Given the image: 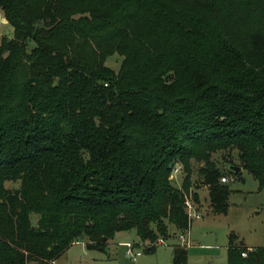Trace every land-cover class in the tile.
I'll return each mask as SVG.
<instances>
[{
  "label": "trees",
  "instance_id": "1",
  "mask_svg": "<svg viewBox=\"0 0 264 264\" xmlns=\"http://www.w3.org/2000/svg\"><path fill=\"white\" fill-rule=\"evenodd\" d=\"M0 12L13 29L0 42V264L188 232L192 161L226 215L217 152L236 150L264 187V0H0ZM229 240L227 264H264V247L243 256Z\"/></svg>",
  "mask_w": 264,
  "mask_h": 264
},
{
  "label": "rangeland",
  "instance_id": "2",
  "mask_svg": "<svg viewBox=\"0 0 264 264\" xmlns=\"http://www.w3.org/2000/svg\"><path fill=\"white\" fill-rule=\"evenodd\" d=\"M242 27L262 23L258 16L239 18ZM263 24V23H262ZM13 29L5 21L0 12V42L3 38H11ZM120 59L109 57L107 65L117 69ZM212 160L220 172L227 177L225 184L230 190L227 201V214H214L209 209L208 187L202 184L200 163L191 162L190 195L197 192L199 203L194 207L200 212L201 217L191 222L187 234V244L179 242L178 235L165 238L164 245H154L152 253L146 252L147 248L138 246L142 244L134 230L116 233L105 242L103 249L87 248L86 239H80L70 245L54 262V264H172L174 248H186V264H227V249L230 244L229 237H236L235 245L247 248L246 255L256 248L264 247V187L259 188L258 182L248 171L234 173L229 167L239 166L238 152L236 150L221 151L213 154ZM185 173L181 171L177 180L172 181L174 186H180ZM9 189H18L20 183L7 182ZM37 216L31 215V223L35 225ZM173 228L170 229V232ZM161 238V236H159ZM157 240L153 243H156ZM134 246L133 251L140 255L135 261L127 256L126 244ZM150 243V242H147ZM186 245V246H185ZM251 247V249H248ZM29 264H52L31 262Z\"/></svg>",
  "mask_w": 264,
  "mask_h": 264
},
{
  "label": "built area",
  "instance_id": "3",
  "mask_svg": "<svg viewBox=\"0 0 264 264\" xmlns=\"http://www.w3.org/2000/svg\"><path fill=\"white\" fill-rule=\"evenodd\" d=\"M181 171H182V166L180 164H178V163L175 164V166L172 169V180L176 181L177 180V175L179 173H181ZM227 182H228V179H227L226 176H222L220 178V183L226 184ZM177 187L179 189H181L179 185ZM184 206H185V210H186L188 219L191 222H192V220L199 219L201 217L200 212L194 207L195 203H194V200H193L191 195H188V196L185 197ZM185 233L187 234V232H185ZM185 233H181V234L178 235L179 242H181L182 244H187V242H188V238L185 237ZM157 244L158 245H164L165 244V240L163 238H158L157 242L154 243L153 245L151 243H142V244H139L138 246L139 247L143 246L145 248H150V247H152L154 245H157ZM134 246L135 245L130 244V243L126 244L127 256L133 261H135L137 259V257L140 255L139 251H136V252L133 251ZM135 247H137V246H135ZM243 256H245V254H243Z\"/></svg>",
  "mask_w": 264,
  "mask_h": 264
},
{
  "label": "water",
  "instance_id": "4",
  "mask_svg": "<svg viewBox=\"0 0 264 264\" xmlns=\"http://www.w3.org/2000/svg\"><path fill=\"white\" fill-rule=\"evenodd\" d=\"M229 169H230L232 172H234V173H239V172H241V168L238 167V166H230ZM103 240H104V242L106 241L105 238H104Z\"/></svg>",
  "mask_w": 264,
  "mask_h": 264
},
{
  "label": "crops",
  "instance_id": "5",
  "mask_svg": "<svg viewBox=\"0 0 264 264\" xmlns=\"http://www.w3.org/2000/svg\"><path fill=\"white\" fill-rule=\"evenodd\" d=\"M207 192H208V189H207ZM195 193H197V192H195ZM207 194H208V193H207ZM197 196H198V195H197ZM207 196H208V195H207ZM208 201H209V197H208ZM194 203H195V205L199 203V197H198V200L195 201ZM209 209H211L210 204H209ZM71 245H72V244H71ZM248 249H251V247H248ZM54 262H55V261H53V262H51V263L54 264Z\"/></svg>",
  "mask_w": 264,
  "mask_h": 264
}]
</instances>
